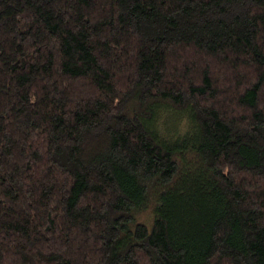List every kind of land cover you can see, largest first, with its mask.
<instances>
[{
	"label": "trees",
	"instance_id": "obj_1",
	"mask_svg": "<svg viewBox=\"0 0 264 264\" xmlns=\"http://www.w3.org/2000/svg\"><path fill=\"white\" fill-rule=\"evenodd\" d=\"M0 264H264V0H0Z\"/></svg>",
	"mask_w": 264,
	"mask_h": 264
}]
</instances>
